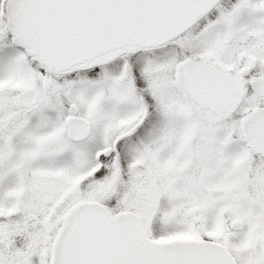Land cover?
Masks as SVG:
<instances>
[{
  "label": "rangeland",
  "instance_id": "374dc122",
  "mask_svg": "<svg viewBox=\"0 0 264 264\" xmlns=\"http://www.w3.org/2000/svg\"><path fill=\"white\" fill-rule=\"evenodd\" d=\"M6 1L0 0V264H49L56 221L89 199L112 214L138 215L147 243H213L232 264H264V162L249 157L238 129L249 91L242 88L232 106L213 112L173 80L184 56L228 74L245 63L264 74V0H223L170 46L123 48L59 72L10 43ZM71 104L88 127L76 143L66 138ZM233 219L240 230H229Z\"/></svg>",
  "mask_w": 264,
  "mask_h": 264
},
{
  "label": "water",
  "instance_id": "95a60500",
  "mask_svg": "<svg viewBox=\"0 0 264 264\" xmlns=\"http://www.w3.org/2000/svg\"><path fill=\"white\" fill-rule=\"evenodd\" d=\"M219 1L7 0L5 29L26 56L37 57L42 67L57 72L122 47L166 44ZM174 79L200 107L217 111L230 103L231 91H224L227 78L209 64L186 59L176 67ZM221 85L223 100L217 103ZM68 112L75 116L77 108L70 105ZM248 120L247 115L240 128L252 148ZM67 126L69 139H81L87 132V125L75 118ZM109 154V148L102 152L105 157ZM95 205H77L68 212L54 244L52 264H232L226 252L214 244L147 243L139 233L140 217L134 212L111 215L107 207ZM229 227L240 230L242 224L232 220Z\"/></svg>",
  "mask_w": 264,
  "mask_h": 264
},
{
  "label": "flooded vegetation",
  "instance_id": "af4514ba",
  "mask_svg": "<svg viewBox=\"0 0 264 264\" xmlns=\"http://www.w3.org/2000/svg\"><path fill=\"white\" fill-rule=\"evenodd\" d=\"M222 1L223 0L218 2L210 11L205 12L204 14H202L194 22L193 26L189 30H191L195 26H197V24L199 22L205 21V19H207L213 12H215L217 10V8L219 7V5L221 4ZM208 28L215 29L216 25H211ZM187 32H185L184 34H182L180 37L176 38L175 40L171 41L170 43H168L166 45H163V46H160V47H165V46L167 47V46L172 45L173 43L176 42L177 39L182 38ZM133 48H135V47H133ZM156 48H159V47H156ZM136 49H139L141 51L146 50V48H143V49L136 48ZM150 49H152V48H150ZM116 51H118V50H116ZM110 53H112V52H110ZM110 53H107L105 55H108ZM105 55H103V56H105ZM103 56H101V57H103ZM101 57H98V58H101ZM98 58H96V59H98ZM188 58L189 59H193L191 57L184 56L175 65V67L173 69V80H174V77H175V70H176L177 65L181 61H183L185 59H188ZM96 59H94V60H96ZM126 59H127V57L124 58V60H126ZM201 62H203V61H201ZM204 63L212 65L209 62H204ZM212 66L219 72V74L225 76L227 78L228 82H229V83L226 84V89L224 91H231L230 103L227 106H225V108H223L221 110L213 111V112H223L228 107L232 106L234 104L235 97L238 95L240 90H242V88H247V90L249 91V94H250V98H251V105L248 108V110L240 117V119L238 121V129H239L241 138L243 140V146L245 148V151L249 155V157L264 162V74L256 73L254 71L253 65L248 64V63H245V64L241 65L239 68H237L235 71H233V72H231L229 74L220 71L214 65H212ZM217 80H218V82L220 84H222V80L221 79L217 78ZM224 91H223L222 85H221L219 93L218 94L216 93L217 103H218V101L222 102V100H223V92ZM206 109L212 111V109H210L208 107ZM247 115L249 116V120H248V124H247L248 125V132H249V137H251L249 143H250V145H252V148H249L247 146L246 141L243 138L241 128H240L241 120ZM142 116L144 117L145 115H142ZM68 120H67V123H68ZM86 133H88V127H87V132ZM86 136H87V134H85L84 137L81 138V139H69L68 138V126H67L66 138H67L68 141H73V142L76 143V142H79L80 140L84 139ZM254 148L259 149V151L258 152H254L253 151ZM15 193H17V194L20 193L19 187H18V190ZM96 203L101 204V202L98 201V200H90V199L88 201H86V202H83L82 204H87V206H90L92 208H96V205H95ZM73 207L68 209L67 212L63 215V217L61 219L56 221V228L54 229L53 233L51 234L52 236L49 239V246L51 245L50 259H51V255H52V252H53L54 243L56 241V238H57L60 230L62 229L65 217H66L68 212ZM34 219H36V218H34ZM0 233H1L0 234V238H1L3 233H4V227L2 225L0 226ZM2 241L3 240H0V245H1ZM50 259H49V264H50ZM28 260H29V257H28ZM34 264H37V263H34ZM38 264H40V262H38Z\"/></svg>",
  "mask_w": 264,
  "mask_h": 264
},
{
  "label": "trees",
  "instance_id": "16d2710c",
  "mask_svg": "<svg viewBox=\"0 0 264 264\" xmlns=\"http://www.w3.org/2000/svg\"><path fill=\"white\" fill-rule=\"evenodd\" d=\"M49 98V97H48Z\"/></svg>",
  "mask_w": 264,
  "mask_h": 264
}]
</instances>
